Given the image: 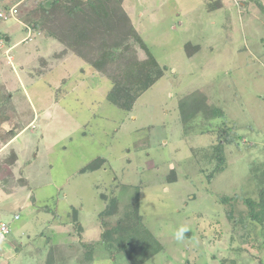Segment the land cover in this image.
I'll return each mask as SVG.
<instances>
[{
  "label": "rangeland",
  "instance_id": "rangeland-1",
  "mask_svg": "<svg viewBox=\"0 0 264 264\" xmlns=\"http://www.w3.org/2000/svg\"><path fill=\"white\" fill-rule=\"evenodd\" d=\"M25 1L16 17L29 27L43 19L45 30L60 35L43 41L62 47H51L47 64L25 59L12 97L0 86V119L9 114L16 122L0 128V151L11 133L23 132L0 154V225H11L18 239L3 261L264 264V0H120L165 68L132 110L109 98L108 67L88 61L114 39L132 42L146 58L126 23L116 35L92 32L77 46L69 28L82 18L74 23L59 12L53 17L62 21L47 23L40 0ZM15 3L0 0V10ZM119 18L114 9L112 21ZM11 28L15 42L27 35L13 17L0 18L4 51L12 43L2 34ZM119 221L148 229V245L125 243V230L115 232ZM110 230L116 236L108 241ZM45 233L62 241L70 235L67 246L55 240L50 249Z\"/></svg>",
  "mask_w": 264,
  "mask_h": 264
},
{
  "label": "trees",
  "instance_id": "trees-1",
  "mask_svg": "<svg viewBox=\"0 0 264 264\" xmlns=\"http://www.w3.org/2000/svg\"><path fill=\"white\" fill-rule=\"evenodd\" d=\"M112 1L113 0H46L40 3V7L43 12V18H45L47 23L50 21H52V24L57 23V19L62 21L61 16L56 15L57 17H53L55 14H59V12L64 14V19L66 20L69 18L73 20V17L76 19L82 18V21H77V24L75 26L73 25L74 28H72L73 26L69 28L70 30L73 29L71 31H77V46H79L78 44L87 43L88 37L92 32L100 34L104 39V36L113 35L117 30H121L123 23H126L124 25L128 26L129 37L135 41V44L138 43L146 52V58L141 59L139 57L138 49L132 42L124 44L114 39L109 42L104 41V43L101 44L100 51L98 50L97 56L88 61L99 70H102L103 65L108 67V70H104L102 75L108 73L113 83L108 95L109 98L116 106L125 110H132L138 98L164 75L165 68L157 61L149 46L143 41L137 29L131 23L130 17L124 10L121 1L114 0L115 3ZM14 2L20 4L21 0H14ZM22 2H24V4L26 3L25 0ZM57 8H59V10ZM90 9L93 10L94 16L90 13L88 15H83L85 10L87 11ZM114 9L118 10L121 16V19H117L116 22L111 19ZM42 20L35 19V21H33L32 26L34 29L44 31L46 36L60 40V35L56 34V31L44 29ZM73 21L75 23V20ZM79 53L82 55V52ZM220 140L218 146L223 144V138H220ZM230 141L227 140V142ZM217 157L222 164L224 157L220 155H217ZM119 223L120 221L116 224L118 225ZM117 225L115 231L117 235H121L122 231L125 230L122 235L125 243L129 240L139 241L143 239L145 245H148L146 240L152 239L149 236L148 229L146 230L141 225L137 227H128V225H122L121 223ZM114 230L104 231L103 236L106 237L105 235L109 234L108 241H111L112 237L114 238L116 236L115 234H111ZM121 245L122 244H120V246ZM161 247L162 245H160L159 248ZM156 251L151 255H147L150 257L154 255ZM147 260H149L148 256L144 259V262Z\"/></svg>",
  "mask_w": 264,
  "mask_h": 264
},
{
  "label": "crops",
  "instance_id": "crops-1",
  "mask_svg": "<svg viewBox=\"0 0 264 264\" xmlns=\"http://www.w3.org/2000/svg\"><path fill=\"white\" fill-rule=\"evenodd\" d=\"M22 1L23 0H21V2ZM45 1L46 0H40L39 2L41 3V2H45ZM15 5H19V3H15L12 6H15ZM13 19L15 21L17 20L22 25V27L24 28V32H25V34L27 33V35L23 36V34H21L22 37L18 41L15 42L13 40L14 37L11 35V33L12 34L18 33L16 29H12L11 28V29H9V31L7 30V33H3L2 34V35H4L3 36L4 40L9 42V43H12V45L9 46L5 51H4L5 45H3L4 43L0 46V49L3 50V60H0V70H1L0 71V86H3L2 89H4V86H5L6 91L10 93L11 97L16 92V84L12 82V80H14L16 82V73L17 72H18L17 74L27 73L26 72L27 71V68H26L27 66H25L23 64V61L25 59H28V61L31 62V60L32 61H37L38 59H40V61H42L45 64H47L49 62L48 59L51 57V54L53 52H55V50L53 48H51V47L52 46L56 47V46H58L60 44L59 43L60 41L58 42V40H57L58 43L56 41H53V42H51V41H49V42L48 41L47 42L43 41V38H45V37L46 38H50V37L46 36L43 33L41 34L40 31H38L37 29H34L33 26L29 27L19 17H13ZM11 30H13V31H11ZM28 35H30V38L27 39V40H23ZM53 39H55V38H53ZM22 44H23L24 49L23 50L20 49L21 51L17 52L16 49L19 48V46H21ZM59 47L61 48L62 45L60 44ZM13 50H14V52H13ZM19 58L21 60H19ZM42 58L44 60H41ZM16 60L19 62L20 66L22 65V67H21L22 71L21 70L20 71L19 70L16 71V63H17ZM22 79L20 78L21 82H22ZM21 85H23V83ZM12 117H13V115L9 116V114H4V116H2L1 119H0V128L3 126L2 128H4V129H11V128H13V125L16 126V122L13 121ZM7 126H9L10 128L7 127ZM22 133H23L22 131L18 132L17 134H16V132H13V133H11L13 136L11 135L10 138H5L7 144L2 149V151H0V154L2 156H3V154H5V152L8 151L7 150L8 147L10 149V148H12V146H14L16 144V140H18L20 138ZM6 156H7V154L5 155V157ZM15 159H16V154H15ZM14 219H15V217H14ZM2 222H5V221H2ZM13 231L16 232L15 229L12 228V226H11V232L9 233V236L2 235V237H0V264H8V263H5V261H3L2 258H3V256H9L11 250L13 249V251H14V248H16V241L18 239L16 238V234L13 235ZM22 232L23 231H21V234H22ZM100 234H101V232H100ZM43 236L44 237L46 236V239H47L48 242L50 241L49 243L46 242V243H48V245L45 244L50 249L52 248V246H54V245L56 246L58 244L55 240H57L59 242V244L61 243V245H63L64 247L67 246V244H66L67 243V239H68V237H70V235L65 236L64 237L65 241H62V240H60V236H59V239H57L56 237H52L53 236L52 233L51 234L50 233H48V234L45 233ZM100 236H102V234ZM51 237H52V239L50 240ZM79 240H80V244H82L83 246L86 245V242L82 241L81 238ZM7 246H8L9 249H5ZM87 246L95 248V246H93V245H87ZM42 248H40L39 252H41V249H42V251H44V249H45V251L47 250L44 247H42ZM70 249H73V248L70 247ZM65 250H67V249H65ZM14 252H16V251H14ZM40 255L42 256V254H40ZM52 255H53V253H52ZM12 256H16L15 253H12ZM53 257H55V255H53ZM56 257H59V254ZM82 257H84V256H82ZM76 261L79 262L78 259H76ZM39 264H41V262H39ZM43 264H45V263H43ZM64 264H66V263H64Z\"/></svg>",
  "mask_w": 264,
  "mask_h": 264
},
{
  "label": "built area",
  "instance_id": "built-area-1",
  "mask_svg": "<svg viewBox=\"0 0 264 264\" xmlns=\"http://www.w3.org/2000/svg\"><path fill=\"white\" fill-rule=\"evenodd\" d=\"M18 5L12 6L9 11L0 10V18L8 19L10 17H16L19 13ZM1 46V42H0ZM20 216H15V219H19ZM0 231L2 234L6 235L11 232V225L7 222H2L0 225Z\"/></svg>",
  "mask_w": 264,
  "mask_h": 264
},
{
  "label": "clouds",
  "instance_id": "clouds-1",
  "mask_svg": "<svg viewBox=\"0 0 264 264\" xmlns=\"http://www.w3.org/2000/svg\"><path fill=\"white\" fill-rule=\"evenodd\" d=\"M170 167H174V165H170ZM187 231L186 228H180L179 231L175 234V238L179 241L184 238V232Z\"/></svg>",
  "mask_w": 264,
  "mask_h": 264
}]
</instances>
